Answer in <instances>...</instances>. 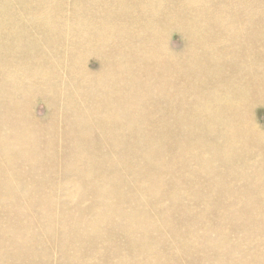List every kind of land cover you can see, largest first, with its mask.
<instances>
[{
    "label": "rangeland",
    "instance_id": "1",
    "mask_svg": "<svg viewBox=\"0 0 264 264\" xmlns=\"http://www.w3.org/2000/svg\"><path fill=\"white\" fill-rule=\"evenodd\" d=\"M8 1L14 3L11 5L13 13L2 15L3 18L5 17L2 18L3 20H9L2 23V26L15 18L27 24L41 23L35 20V15H28L25 7L17 3L21 1L30 6L35 4L40 7L41 0ZM44 1L49 4V12L57 18V22L55 19H50L46 24L48 29L46 38L54 39L50 44L43 45L44 38L39 32V27L28 29L30 31L27 35L31 38L29 41L24 40L21 43L0 41V190H11L4 192L11 196L0 193V224H5L3 205H27L28 208L36 211L26 214V218L36 219L35 221H38L39 216L44 213L45 218L67 216L64 211L72 208L63 206V203L74 201L81 208L86 207L97 201L100 193L97 190L99 185L120 179L117 184L122 190V195L114 201L119 200L125 211H131L133 215L144 220L135 224V229L143 232L149 227L150 232L148 243H144L148 249L144 251L139 246L140 239L135 240L136 242L129 247L117 246L120 253L130 250L131 259L135 264H146L150 261L163 264H198L199 256L208 260L206 264H214L218 261L227 263L231 259H239V264H254L258 260H264V223H262L264 214H261L264 213V201H262L264 185L259 186L263 195L258 193L249 204L258 208L248 209V217L250 215L252 217H246V223L245 221L242 224L235 221L229 223L221 219L222 214L232 209V204L234 208L245 205L242 195L245 186L241 183H233L230 179L243 181L247 177H252L254 167L250 166L256 165L257 161L262 164L263 160L245 159L244 154L240 153L226 154L222 145L232 144L223 137L214 138L211 135L210 138H206V142L217 143L221 151L205 150L201 146L205 141L202 139L185 143L181 138L175 140L183 156L181 159L171 158L169 150L174 148L170 149L168 143L163 146L162 151L155 153H152L153 149L149 145L138 146L147 142L144 138H141L142 143L137 145L121 144L118 150L116 152L113 150L112 153L107 137L98 136L100 132L108 130L109 125L111 127L112 124L107 120L96 121L97 117L100 120V118L125 116L122 107L118 106L117 97L125 92L131 96L133 92H139L141 81L132 77L134 75L132 73L137 75V69L132 66L129 59L130 54L136 52L135 49L145 47L147 34L151 43L145 50L151 51V44L155 46L157 43L163 48H165L164 44H167L170 53L176 55L173 61L176 63L177 72L187 75L201 69L207 80L211 78L213 67L208 58H206V67L196 65L209 46L201 41L195 42L190 36L192 33L197 38L202 32L209 31L211 17L206 14L198 15L191 9L183 8L182 3L185 5L187 3L184 0H163L159 10L162 7L164 12L158 16L157 22L156 17L148 19L152 14V2L155 0H147L149 2L146 6L139 4L141 0H121L114 6H103L96 0ZM61 1L63 4L59 7ZM260 1L264 10V0ZM227 2L229 6L225 14L228 17L243 19L241 14H239L241 16L234 15L236 11L233 10L231 1L211 0L205 2L204 6L209 11L213 7L222 8ZM1 3L4 1L1 0L0 5ZM179 8L186 12L179 14L177 11ZM242 12L247 14V10L240 13ZM59 15L66 17V21L59 22ZM134 20L139 21L137 27L131 26ZM198 21L202 23L198 25ZM107 26H110L109 31H106ZM54 31H58V35L53 36ZM8 35L7 31L0 32L2 39L4 37L7 39ZM40 36L42 39H32ZM87 40L92 41L90 45L86 44ZM103 63L107 65L102 67ZM234 66L235 72L232 73L234 74L232 78L235 85L239 86L238 92L239 88L245 89L244 100L248 104L255 101L254 105H250L245 111L248 119L244 123L253 130L248 140L253 141L255 136L263 139V143L242 144L240 141L237 146L248 151L264 149V103L258 100L259 93L264 87L259 85L252 91L249 78L245 82L239 80L240 75H249L252 69L249 63L237 62ZM81 68L88 69L95 75L87 82L70 80V74ZM101 69L104 70V75H96ZM118 69L119 73L127 75V78L123 75L118 76ZM263 69H258L257 73L261 79H264ZM138 75L141 76V73L139 72ZM208 85L212 86V81ZM181 96L179 95L178 98ZM187 97L184 95L183 99ZM191 99L193 97L187 101ZM130 101L131 97L126 100L127 105ZM113 107H117L115 112L111 109ZM33 110L37 115L36 121L27 117ZM155 125L162 124L140 122L138 126ZM182 129L184 133L188 132L187 127ZM80 131H90L93 137L89 139L75 137L74 134ZM141 131L136 130V140L139 139ZM123 132L129 134L128 130ZM70 134L74 136H69ZM71 140L77 143L87 140V143L82 145L84 150L92 147L98 152L107 153L106 164L117 159V155L122 151L134 153L142 148L145 149V153L136 158L138 165L136 170H130L128 161L118 160V168L115 171L80 175L68 168L70 172H66V167L56 168L57 165L68 160ZM129 140V138L125 139L127 142ZM207 143L205 145H209ZM148 152L152 154L149 155ZM51 156L56 159L53 160ZM160 158L164 162L162 172L157 171L156 168ZM74 163L80 165L77 160ZM239 164H245L247 167L236 168ZM25 181H29L30 184L22 183ZM2 182L8 184L2 186ZM123 191L128 195L125 196ZM229 192L233 196H230ZM159 193L162 195H157ZM48 200L54 203L47 204ZM55 203L58 209H55ZM14 210H18L17 206H14ZM257 211L260 214H257ZM20 217L21 215L16 216L18 219ZM218 227H222L221 232H218ZM49 232H42L39 235V241L45 243L47 248L44 249L37 241L38 246L35 251L38 253V264L46 262L58 264L57 260L60 264H65L63 255L67 250L66 239H57L58 235L55 232H53L55 236ZM154 234L158 235V242L152 247ZM201 238L206 239L205 244L209 247L201 248L202 245L199 244ZM75 241L79 240H69V243ZM124 241L121 238L116 245ZM103 243H106L104 247L113 249L116 247L108 244L105 235H97L92 243L94 248L76 242L71 247L70 259L75 261L74 264H87L89 260L93 262L92 254L98 251V245ZM133 246L137 248H132ZM76 247L84 248V253Z\"/></svg>",
    "mask_w": 264,
    "mask_h": 264
},
{
    "label": "bare ground",
    "instance_id": "2",
    "mask_svg": "<svg viewBox=\"0 0 264 264\" xmlns=\"http://www.w3.org/2000/svg\"><path fill=\"white\" fill-rule=\"evenodd\" d=\"M3 1L4 3H1L0 5L2 6L0 8V32L7 31L9 35L7 36V39H4L6 37L3 39L1 37L0 41L20 43L24 40L29 41L31 38L27 35V32L30 31L28 29H35L38 27L40 29L39 32L43 34V45L50 44L51 40H54L46 38L48 34L46 24L50 22V19H55L57 22V18L53 17L52 13L49 12V4L46 1L41 0L39 4L40 7L35 4L30 6V4L26 2H17L19 6L25 7V11L28 15H35V20L41 22L40 24H27L23 23L21 19L15 18V20H11L7 25L2 26V23L4 24L9 21L3 20L5 17L3 18L2 15L4 13L12 14L11 5H14V3L8 0ZM96 1H100L103 6H114L121 0ZM184 1L187 3L186 5L182 3L181 6L183 8L191 9V11L198 15L206 14L212 19L210 23L211 26L209 25V31L202 32L197 38L194 34L190 33L191 38L195 42L201 41L209 46L205 55H203V58L200 59L196 65L202 68L206 67V58H208L213 67L211 78L207 80L206 76L202 74L203 70L201 69L198 72L194 71L187 75L179 71L177 72L176 63L173 61L175 60L176 55L170 53L171 50L167 44H164L165 48H163L162 46L159 47L155 42L156 47L151 44V51H148V49L145 50L149 43H151L150 37L147 34L145 47L142 49H135L139 54L133 52V54H130L131 58L129 59L132 66H135L137 69V75L132 73L134 74L132 77L134 79L138 78L141 81L139 92H133L132 96L125 92L117 97L119 102L118 106L122 107L126 114L125 116L110 117L108 119L100 118V120L97 117L96 121L107 120L112 124L111 127L109 125L108 130L100 132L98 136L107 137L106 140L108 141V145L111 146L109 149L112 153L113 150L116 152L121 144L137 145L138 143H142L141 138H144L147 142L142 145L139 144L138 146L149 145L153 149L152 153H155L162 151L164 149L163 146L168 143L170 149L174 148L173 150H169L171 158L181 159V157H183L181 150L176 146L175 142V140L181 138L185 140V143L202 139L205 141L201 143V146L205 150L213 152L221 151V147L217 143L213 141L210 143L206 142V138H210L209 135H211L214 138L223 137L232 144L222 145V149L226 154L234 155L240 153L241 155L244 154L245 159L263 160L262 164H260V161H257L256 165L250 166L254 167L252 177H247L243 181L240 179H230L233 183H241L245 186L242 190L244 191L242 195L245 205L243 204L244 206L241 208H234V205L232 204V209H230L229 212L222 214L223 216H221V219L227 220L229 223L232 221L241 224L245 221L246 223V217H248L249 212L248 209L253 210L258 208L249 204L256 198L258 193L262 194V190H260L259 186L264 185V149L257 148L256 150L248 151L242 150L237 146L240 141L242 144L247 142L263 143V139L255 136L253 141L248 140L252 136L253 130L250 126H247L244 123V121L248 119L245 111L250 105H254L255 101L248 104V102L244 100L243 90H246L239 88L238 92L237 88L239 86L235 85L234 79L232 78L234 74L232 73L235 72L234 65H236L237 62L244 64L249 63V67L252 68L249 75H240L239 80L245 82L246 79L249 78L252 91H254L259 85L264 87V79L257 76L258 69L262 70L264 68V10L261 8V5L263 4L260 0H224L233 2V10L236 11L234 12V15H242L243 19H240L236 17H228L225 14V11L229 6L228 2L222 8L213 7L207 11L204 6L205 2L211 0ZM148 2L149 1L147 0H141L139 4L141 6H146L148 5ZM61 4H63V1H61L58 6L60 7ZM152 4V14L148 19L150 17H156L155 21L157 22L158 16H161L162 12H164L162 7L159 10V5H163V0H155ZM117 8L119 9V6H117ZM244 10H247V14H244V12L240 13ZM177 11L179 14L186 12L181 8L177 9ZM58 20L59 22L62 20L66 21V17L59 15ZM138 23V20H134L132 21L131 26L137 27ZM150 23L153 24V22ZM201 23V21L197 22L198 25ZM109 27L110 26L106 27V31H109ZM58 33V31H54L53 36L58 35ZM38 38H41V36L37 38L32 37L34 40ZM58 41H60V39H58ZM91 42V40H87L86 44L90 45ZM218 60L219 62H217ZM106 65V63H103L102 67ZM50 69L49 66V70ZM139 72L141 73V76L138 75ZM73 73L74 74H70V80L74 82H87L90 77L95 75L91 74L92 72L90 70L82 68L76 72L73 71ZM117 73L118 76H125V74L119 73V69ZM96 75H104V70H98ZM125 78H127V75ZM211 81L212 86H209L208 84ZM192 90H194V92H192ZM179 95L182 96L178 98ZM184 95L188 96L185 100L183 99ZM130 97V104L127 105L126 100ZM190 97H193V99L187 101ZM258 100L264 103V89L259 93ZM76 103L80 104L78 101ZM111 109L115 112L117 107ZM37 110H39V108H37ZM204 116L205 118H202ZM27 117L32 119V121H36L37 115L33 110L30 111ZM140 122H153L162 125L138 126ZM115 124L116 126H114ZM182 127H187L188 132L184 133ZM124 130H128L129 134L124 133ZM136 130H142L139 133L138 140L135 138ZM74 135L75 137L81 136L85 139L93 137V133L90 131H80ZM74 135L70 134L69 136ZM126 138L130 139L129 142L125 141ZM39 143L40 141L38 144ZM84 143H87V140L80 143L71 140L70 150L67 154L68 160L65 163H60L56 168L66 167V172H70L68 170H73L76 174L84 175L91 172L99 173L109 170L115 171L118 168V160H121L128 161L130 163L128 164L130 170L133 171L138 168L136 158L143 156L145 153V149L142 148L134 153H130L129 151L125 153L122 151L121 154L117 155V159L106 164L108 159V156H106L107 153L104 154L101 151L98 152L92 147L84 150L82 148ZM206 143L209 145H205ZM47 144L50 145L48 142ZM152 153L148 152L149 155ZM52 159L55 160L56 158L52 157ZM75 160L79 161L80 165L74 163ZM159 160L160 162L156 164L157 171L164 167L162 158ZM57 161L60 162V160ZM245 167H247L245 164H239L236 166V168ZM119 180L102 186L99 185L97 190H99L98 192L100 193L97 197V201L86 207L81 208L74 201L63 203V206L66 205L72 208L71 210L64 211L67 213V216L45 218L44 213L39 216L38 221H35L36 219L26 218V214L36 211L28 208L27 205H3V221L5 224H0V264H38V253L35 251L36 246H38L37 241L42 244L44 249H46L47 245L39 241V235L42 232L49 231V233L52 234L55 232L58 235L57 239H66V244H64L67 250L65 255H63L65 264H74L75 261L70 259V253L71 247L76 242H81L94 248V244L92 243L94 237L97 235H105L109 241L108 244L116 247L115 249L112 247H104V244L106 243L98 245V251L91 256L93 262L89 260V263L87 264H135L130 256L132 252L127 250L124 253H120L118 250L119 247L117 246L129 247L136 242L135 240L140 239L141 245L139 246H141L144 251L148 249L144 243H148L147 240L150 237V232L149 227L143 232L135 229V224L144 220L133 215L131 211H125L119 200L114 201L122 195V190L117 184V181ZM22 183L26 185L30 184L29 181ZM6 184L8 183L2 182V186H6ZM69 184H73V182H69ZM74 185L76 186V184ZM41 191L43 190L41 189ZM4 192H11V190H0V193H3L5 196H11V194ZM124 195L127 196L128 193L124 192ZM157 195L162 194L159 193ZM229 195L233 196L231 192H229ZM262 201H264V198ZM49 203L54 202L48 200L47 204ZM14 206H17V211L14 210ZM55 209H58L56 203ZM257 214L260 213L258 212ZM20 215V219L16 218V216ZM22 215L26 216L22 217ZM254 215L256 216V214ZM250 216L252 217V215ZM217 229L218 232L222 231V227H218ZM154 236L155 238L152 247L156 245L154 243L158 242V235L154 234ZM121 238L125 241L116 245ZM73 239H78L79 241L69 243V240L71 241ZM205 240L206 239L204 238L200 239L199 244L202 245V249L209 247L205 244ZM132 248L137 247L133 246ZM76 249L84 253V248L76 247ZM198 258V264L208 263V260L205 257L199 256ZM231 260L227 263L218 261L214 264H239V259ZM57 262L60 264L58 260ZM48 263L49 262L42 264ZM146 264L163 263L150 261ZM254 264H264V260H258Z\"/></svg>",
    "mask_w": 264,
    "mask_h": 264
}]
</instances>
